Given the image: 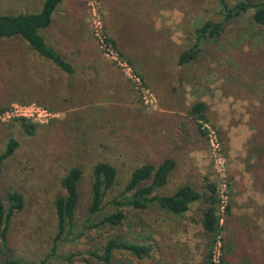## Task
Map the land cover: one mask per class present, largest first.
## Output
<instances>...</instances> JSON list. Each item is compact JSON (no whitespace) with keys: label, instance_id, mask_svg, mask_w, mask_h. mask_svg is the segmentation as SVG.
I'll return each mask as SVG.
<instances>
[{"label":"rangeland","instance_id":"obj_1","mask_svg":"<svg viewBox=\"0 0 264 264\" xmlns=\"http://www.w3.org/2000/svg\"><path fill=\"white\" fill-rule=\"evenodd\" d=\"M43 1L0 0V14L35 13ZM225 1L233 5L237 0ZM77 3V14L88 25L92 41L83 44L80 54L90 58L76 59V74H60L29 54L20 59L21 68L10 73L4 65L12 62L7 50L17 43L9 44L5 53L6 44L0 43V108L34 102L56 113L48 124L36 125L32 135L16 119L0 121V154L10 139L18 142L13 155L0 165V194L5 204L13 190L25 199L24 209L11 220L5 251L27 263L86 264V251H100L109 237L119 236L150 244L152 250L144 259L116 251V264H205L207 253L212 264L214 254L219 264H264V26L252 21V10L224 21L218 36L200 41L194 60L178 65L179 54L195 42L194 30L204 21L223 20L219 0H111L110 4L100 0L105 35L131 68V78L103 55L92 35L86 3ZM184 90L190 105L177 100L180 104L174 107L175 95L180 98L179 91ZM197 94L207 101L205 120L189 114ZM169 99L171 112L190 117L205 152L201 162L188 160L179 144L173 150L177 167L156 193L169 195L184 184L204 191L207 184H214L217 195L224 180L227 205L221 212L217 202L220 231L213 243H208L199 223L203 206L199 202L181 215H170L156 205L138 211L125 208L122 225L83 230L75 239L86 216L94 163L106 161L117 169V183L106 192L109 201L136 167L163 157V139L173 133L160 130L156 114L170 104ZM210 131L221 146L218 165L212 157ZM74 166L82 170L76 230L52 252L53 203L64 194L61 178ZM112 211L105 205L102 214Z\"/></svg>","mask_w":264,"mask_h":264},{"label":"trees","instance_id":"obj_2","mask_svg":"<svg viewBox=\"0 0 264 264\" xmlns=\"http://www.w3.org/2000/svg\"><path fill=\"white\" fill-rule=\"evenodd\" d=\"M103 1L110 4L111 0ZM60 2L61 0H44L41 9L35 13L0 14V43L6 44L2 51L5 53L6 48L10 47L9 44L17 43V47L7 50L8 57L12 62L8 63L7 60L4 65L10 70V73L14 68L20 69V59H26V54H29L37 61L54 65L66 76L75 74L72 63L49 46L42 35V31L51 24L52 14ZM219 4L223 20L221 22L207 20L197 27L193 32L195 42L190 49L179 54L177 58L178 65H185L194 60L199 53L197 46L200 41L218 36L223 29L224 21L235 19L252 10V21L257 25L264 26V0H237L233 5H229L225 0H219ZM16 51L24 54H13ZM14 58L17 62L13 63ZM29 70L32 71V69ZM29 70L26 71L29 72ZM43 106L55 112L48 106ZM7 107H1L0 112ZM189 114L195 120H205L206 105L203 102H195L190 106ZM16 120L20 122L25 133L34 134L36 124L23 118ZM17 147L18 142L14 139L7 142L5 151L0 154V165L5 159L13 155ZM174 167L175 162L169 157L159 163L145 162L130 173L123 189L117 196L105 201L106 192L117 183V169L106 161L94 163L91 170L90 200L86 209V216L82 221L81 231H78L74 238H80L83 230L122 225L126 218L125 208L138 211L144 210L150 205H156L158 209L170 215H181L189 210L191 204L199 202L203 205L200 208L199 223L208 237V243H213L215 236L220 231L216 216L218 197L215 193L214 184H207L204 191L185 184L169 195L156 193L166 184L167 177ZM81 178L82 170L74 166L60 180L64 194L57 196L53 203L56 233L52 240V252L56 251L58 242L76 230L75 221L80 201L79 183ZM5 200L6 204L0 194V257L3 260L2 264H34L27 263L19 258H13L5 251L11 220L16 213L24 209L25 199L19 191L13 190L7 193ZM105 205H110L113 211L102 214ZM151 250L150 244H139L114 236L106 240L100 251H86L87 257L84 258V261L86 264H116L113 261L116 251L128 252L137 259H144L150 257ZM210 257L211 254L207 253L205 264H212ZM67 259L69 260V257ZM41 264H44V261Z\"/></svg>","mask_w":264,"mask_h":264},{"label":"crops","instance_id":"obj_3","mask_svg":"<svg viewBox=\"0 0 264 264\" xmlns=\"http://www.w3.org/2000/svg\"><path fill=\"white\" fill-rule=\"evenodd\" d=\"M77 4H78L77 0H61V2L58 4L57 8L52 14L51 24L45 29V31L42 32V35L44 36L48 45L51 46L56 52L61 54L65 59H67L72 63L75 69V74L77 73L75 62H78L76 59L81 58L82 60L83 59L87 60V58L88 59L90 58L89 56H87V54H80L83 51V49H85V45H83L84 42L90 43L92 41L88 25L84 22V20H82L78 16L79 6ZM44 32L45 35L43 34ZM44 63L50 66L52 70L56 69V71L60 72V74H63L54 65L48 62H44ZM85 67L86 65L82 66V68L86 71ZM88 67L97 69V66L95 67L88 66ZM32 72H33L32 75L34 76L36 73L34 69H32ZM184 87L185 89L187 88L186 85H184ZM194 91L195 90L193 89V92ZM175 92L173 91V94H176ZM179 92L181 94L179 95L180 98L175 95L176 98L174 103L172 104L171 99H169L170 104L166 103L164 106H162L163 109L161 110V112L156 114L160 130L166 129L165 132L170 131L173 133L172 136L168 135L169 133L167 134L168 136H170V138L165 137L163 139L162 145L164 147L163 149L164 153L162 155L163 157H161L158 163L165 158L168 157L172 158L175 162V167L173 168V170L177 167V163H178L175 157L173 156V150H175L179 144L184 151L182 154H184L186 158L188 157V160H195L196 158H198L199 159L198 162H201L202 156H204V152H205V144L201 140V135L199 134V132H197L196 127H193L195 125L191 121L190 117L184 113L171 112L172 109H169L170 108L169 106L171 104L174 107L179 106V104L182 102H183L182 103L183 106L190 105V102L187 100L190 98L189 94H187L185 90L183 92L181 91ZM197 93L200 92L197 91ZM192 99H193L192 100L193 104L195 102L207 103V101L203 97V94L201 95L197 94V98L195 99L192 98ZM177 100L180 101V103H178ZM151 115H155V114H147L149 118L151 117ZM187 125H189V127H186ZM145 129H146L145 132H148L147 128ZM149 133L150 132H148V134ZM242 141L243 140L241 139L239 143L240 142L242 143ZM145 162H149V161H145ZM169 175L167 177V182ZM167 182L163 187L167 185Z\"/></svg>","mask_w":264,"mask_h":264},{"label":"built area","instance_id":"obj_4","mask_svg":"<svg viewBox=\"0 0 264 264\" xmlns=\"http://www.w3.org/2000/svg\"><path fill=\"white\" fill-rule=\"evenodd\" d=\"M88 11V20L92 31L93 38L98 48L103 52V55L119 67L124 73H127L132 78L131 68L124 62L118 54L113 50L103 28V19L100 12V0H84ZM138 81V79H137ZM26 119L36 125H45L56 118V113L49 110L45 106L31 102V103H12L5 110L0 112V121L6 122L13 119ZM212 157L218 165L222 159L220 151L221 146L215 134L210 131L208 133ZM222 176V172H220ZM218 190V191H217ZM218 205L221 212H224L227 205V184L223 180L216 188ZM214 264H219L218 258L213 255Z\"/></svg>","mask_w":264,"mask_h":264}]
</instances>
